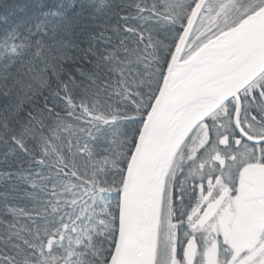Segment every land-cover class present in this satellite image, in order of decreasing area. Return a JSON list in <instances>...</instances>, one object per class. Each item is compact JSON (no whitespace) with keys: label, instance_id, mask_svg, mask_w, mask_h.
Returning a JSON list of instances; mask_svg holds the SVG:
<instances>
[{"label":"snow or ice","instance_id":"obj_1","mask_svg":"<svg viewBox=\"0 0 264 264\" xmlns=\"http://www.w3.org/2000/svg\"><path fill=\"white\" fill-rule=\"evenodd\" d=\"M0 264H264V0H0Z\"/></svg>","mask_w":264,"mask_h":264}]
</instances>
